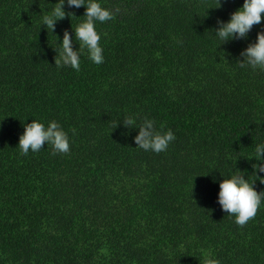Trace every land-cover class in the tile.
I'll list each match as a JSON object with an SVG mask.
<instances>
[{"label":"trees","instance_id":"trees-1","mask_svg":"<svg viewBox=\"0 0 264 264\" xmlns=\"http://www.w3.org/2000/svg\"><path fill=\"white\" fill-rule=\"evenodd\" d=\"M103 62L57 66L85 6L0 0V264H264V199L245 225L218 202L229 175L252 180L264 143V69L243 37L218 29L243 0H99ZM244 64L245 67H240ZM174 134L162 152L136 146L143 120ZM60 123L69 152L21 153L24 125ZM132 120L130 125L126 121Z\"/></svg>","mask_w":264,"mask_h":264},{"label":"clouds","instance_id":"clouds-1","mask_svg":"<svg viewBox=\"0 0 264 264\" xmlns=\"http://www.w3.org/2000/svg\"><path fill=\"white\" fill-rule=\"evenodd\" d=\"M63 0L48 15L42 17V23L52 29L56 19L64 16L61 7ZM69 5L80 7L85 6L84 20L75 27V37L80 41V51H74L70 44L69 35L65 32L58 57L55 59L57 66H70L75 70L80 68V56L84 49L87 50L89 59L100 64L103 62V49L99 44L100 34L96 30V22L103 23L114 19L120 11L119 8L109 9L101 5L99 0H67ZM264 15V0H243V3L232 12L227 22L218 29V36L221 39L236 36H245L254 24H259ZM247 65L252 68L264 69V32H258L254 43L246 47L243 52ZM240 67H245L241 64ZM132 125V120L126 121ZM138 128L135 136L136 146L145 151L162 152L167 149L169 143L174 140L171 130L161 131L151 119L145 118L136 126ZM48 144L53 148L54 153L69 152V137L59 122L50 120L47 124L32 119L24 125V131L19 136L18 145L22 154L27 155L29 151L38 152L43 145ZM264 143L258 144L255 149L257 160H261V151ZM253 168L264 172V163L253 165ZM264 183V176H256ZM218 202L224 212L234 217L238 225H245L256 215L258 207L264 199V192H257L252 180H245L239 175H229L219 183ZM205 264H219L211 256L206 257Z\"/></svg>","mask_w":264,"mask_h":264}]
</instances>
